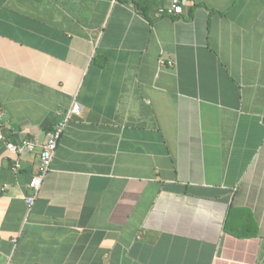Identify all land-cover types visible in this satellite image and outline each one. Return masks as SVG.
<instances>
[{"label": "crops", "instance_id": "1", "mask_svg": "<svg viewBox=\"0 0 264 264\" xmlns=\"http://www.w3.org/2000/svg\"><path fill=\"white\" fill-rule=\"evenodd\" d=\"M184 2L0 0L7 140L83 106L30 210L0 143V264H264V0Z\"/></svg>", "mask_w": 264, "mask_h": 264}, {"label": "built area", "instance_id": "2", "mask_svg": "<svg viewBox=\"0 0 264 264\" xmlns=\"http://www.w3.org/2000/svg\"><path fill=\"white\" fill-rule=\"evenodd\" d=\"M117 1L127 2L128 0H112L113 3ZM168 6L159 11L160 14H167L169 16H176L181 7L184 6V0H168ZM163 65L164 61H160ZM172 66V62H168ZM83 112V106L78 102L73 101L70 108L64 113L63 117L55 124L50 133L42 141L38 139H23L19 143L9 142L6 138V133L3 125V110L0 106V143H3L6 150L13 156L14 161L12 164V171L18 173L21 170L19 157L24 154H34L39 152V169L35 176L32 177L29 188L33 191V195L26 197L25 201L28 209L30 210L37 193L40 190L42 181L45 175L50 171L51 162L55 155L59 140L66 128L67 123L73 117H79Z\"/></svg>", "mask_w": 264, "mask_h": 264}]
</instances>
